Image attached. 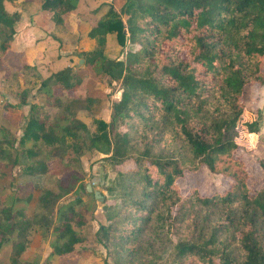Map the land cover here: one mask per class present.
<instances>
[{"label": "trees", "instance_id": "trees-1", "mask_svg": "<svg viewBox=\"0 0 264 264\" xmlns=\"http://www.w3.org/2000/svg\"><path fill=\"white\" fill-rule=\"evenodd\" d=\"M13 1L0 0V62L24 21L44 11L63 26L79 0H41L35 10L10 11ZM134 1L121 12L107 6L88 34L102 47L115 34L125 51L124 60L85 53L88 66L119 85L122 95L112 102L109 122L98 119L91 132L78 118L80 99L69 92L80 80L66 67L37 78L45 101L30 104L20 138L0 127V178L19 169L46 182L32 215L0 199V249L11 245L9 264H29L24 255L39 228L54 237L43 264H61L59 258L86 242L93 219L88 200L59 202L84 181L74 164L95 151L115 172L106 191L118 199L102 194L104 222L95 233L114 264H264V186L252 192L246 166L234 155L245 91L264 85V0ZM35 70L26 65L11 77L28 86L25 73ZM28 93L6 112L24 117ZM260 118L258 112L245 123L249 136L259 133ZM56 161L65 176L50 172ZM127 162L133 167L120 170ZM202 167L227 178L228 189L209 197L194 189L184 197L177 181Z\"/></svg>", "mask_w": 264, "mask_h": 264}, {"label": "rangeland", "instance_id": "rangeland-1", "mask_svg": "<svg viewBox=\"0 0 264 264\" xmlns=\"http://www.w3.org/2000/svg\"><path fill=\"white\" fill-rule=\"evenodd\" d=\"M40 2L41 0H14L7 4V8L10 11H15L26 5L35 10ZM134 2V0H79L76 3L75 10L70 15L71 17H69L68 21L70 23L67 24L66 22L63 26H54L48 15H45V17L40 18L38 24H31L28 28L31 33L27 34L28 30L18 37L24 38V35H26L25 38L39 39L38 45L31 48L30 59L25 56V59L20 63L14 61V58L8 63H0V127L6 128L20 138L21 132L18 129H21L26 122L30 104L35 101L41 103L45 101L46 91L41 89V81L37 79V74L47 78L54 72L71 67L76 70L80 80L79 85L72 89L71 93L69 92L73 97L80 99L79 104L76 106L77 116L89 125L91 132H95L98 126L96 116L106 117L109 114L108 109L113 100H116L122 94L119 85L111 82L106 75L100 72L99 67H90L86 64L85 53L98 51L109 59L124 60L125 51L119 45L115 34L106 37L107 42L103 47L99 46L97 41L91 39L88 34L108 11L107 6L112 4L116 10L121 12L127 4ZM126 17L122 15L123 19H126ZM24 40L20 41V47L23 46ZM15 52V54L19 53L17 56H20L21 51ZM21 56L24 58V54H21ZM40 60L44 61L39 63ZM81 60H83V63H80ZM34 63L39 64L36 65L37 74L33 71L25 73V77L31 80L28 86L21 79L19 81L12 79L11 75L14 71L20 70L21 67L23 68L26 65L32 66ZM26 89L29 91L26 98L28 105L21 106L25 116L22 117L21 113L10 112L12 115L4 117V112L8 111L5 106L11 103L19 104ZM244 98L246 114L240 119L238 125L240 148L234 155L243 160L249 175L248 186L252 192H256L264 186V85L255 84L247 87ZM88 99H91L92 102H88ZM258 112L261 113V118L258 120L259 133L255 136H249L245 123L257 119ZM94 152H86L84 156L87 154L86 156L94 160L91 163L92 166L98 163L97 169L93 167L89 175L83 171L82 161L76 162L72 169L75 172L84 174V181L77 185L74 192L59 202V205H61L77 197L85 198L88 200V211L93 213L92 221L85 227L86 242L76 247V253L59 258L58 261L61 264H107V262L114 264L112 259L107 256L106 249L96 241L95 233L99 227L98 223L100 219L104 222L103 206L100 201L93 199L92 196H94V191H99L101 194L106 195L111 202L118 199L116 198L117 195H110L106 191V187L110 185L115 177V172L108 165L105 159L106 155L102 154L101 158L103 159H98L99 155L95 154L94 157L96 158L94 159ZM84 156L81 157V160ZM105 165H108L107 169H105ZM51 166L50 172H55L53 174L65 176L68 173L60 161L54 162ZM131 167H133V163L127 162L119 169L126 170ZM93 175L101 177L102 181L93 187L92 192H87L85 186L91 184ZM177 184L184 197H187L194 189L198 190L200 197H209L224 193L229 187V180L224 176L211 173L206 167H202L197 172H187L183 178L177 181ZM45 186V177H29L23 175L19 169H14L13 172L8 173L7 177L0 178V199L5 204L13 207L14 210L23 209L29 215H32L36 210L39 192ZM30 194L33 197L29 203L16 201V197L26 198ZM175 212L177 213L176 210ZM29 239L30 249L24 255V260L29 264H43L52 252L54 237L51 231L38 228L30 234ZM10 249V244L0 249V264H9ZM53 264H56V259H53Z\"/></svg>", "mask_w": 264, "mask_h": 264}, {"label": "crops", "instance_id": "crops-1", "mask_svg": "<svg viewBox=\"0 0 264 264\" xmlns=\"http://www.w3.org/2000/svg\"><path fill=\"white\" fill-rule=\"evenodd\" d=\"M45 15H48V17H49V20H50V22L52 23V25H54L55 26V24L53 23V21L51 20V16H52V14H51V12L49 13V12H44V11H40V12H38L37 14H35L31 19H29V20H26V21H24V23L22 24V28H21V30L16 34L17 36H15V39H14V41H13V43H12V48H11V50H10V52L7 54V56L0 62V63H3V62H5V63H8V62H10L11 60H12V58H14V61H17V63H20V62H22V60H24L25 59V56H27V59H30V51H31V48H34V46H37L38 45V41H39V39H37V38H25L26 37V35H24V38H18L20 35H23L26 31H28V33L27 34H29V33H31V30L30 29H28V28H30L29 26H31V24H38V22L40 21V18H42V17H45ZM71 15V13L67 16V18H66V22H67V24L68 23H70V21H68L69 20V17H71L70 16ZM57 26V25H56ZM22 39H25L24 40V43H23V46H21L20 47V41L22 40ZM41 43H44V42H41ZM15 51H21L20 53L21 54H24V58H23V56H21V54H20V56H17V54H19V53H17V54H15L16 52ZM14 53V54H13ZM44 60H40L39 61V63H42ZM36 65H39L38 63H34V64H32V66L33 67H35L36 68V70L34 71L35 72V74H37V66ZM14 66V65H13ZM55 73V72H54ZM53 74V73H52ZM51 75V74H50ZM37 77L39 78V79H41V80H43V79H46V78H43L42 76H40V75H38L37 74ZM72 92V90L70 91V93ZM120 97L118 96L117 98H116V100H118ZM12 104V103H11ZM112 105V104H111ZM108 111H109V114L106 116V117H101V115H97L96 116V118L97 119H101V120H103V121H105V122H109L110 121V115H111V106L109 107V109H108ZM23 113V115H25L24 114V112H22ZM4 117H9L10 115H12L11 113L9 114V113H7V112H4ZM21 116H22V114H21ZM20 123V122H19ZM17 128V127H16ZM19 128V127H18ZM17 128V129H18ZM19 130V132H21V135H22V131H21V129H18ZM13 133V132H12ZM16 135V134H15ZM17 136V135H16ZM95 154H98L99 156V158L98 159H103V158H101V155L102 154H100V153H97V152H94V155H93V157L95 156ZM87 155V154H86ZM84 156V158L81 160L82 161V164H83V168H84V172L86 173V174H89L90 175V172H91V170H92V168L94 167L95 169H97V167L96 166H99L98 165V163L97 164H95L94 166H92V162L94 161V160H92L90 157H88V156ZM96 157H94V159H95ZM54 163V162H53ZM53 163H51L50 164V168H52V166L51 165H53ZM99 164H101V163H99ZM105 167V169H107V167H108V165H105L104 166ZM100 168V167H99ZM53 172V171H52ZM107 172V171H106ZM53 173H55V172H53ZM94 177H99V176H96V175H93V178ZM92 178V179H93ZM101 178V177H100ZM102 179V178H101ZM86 187H88L87 185L85 186V188ZM99 223H103V220L102 219H100V222ZM99 223H98V225H99ZM78 246V245H77ZM76 246V247H77ZM76 249H75V253H76ZM70 256V255H69Z\"/></svg>", "mask_w": 264, "mask_h": 264}, {"label": "water", "instance_id": "water-1", "mask_svg": "<svg viewBox=\"0 0 264 264\" xmlns=\"http://www.w3.org/2000/svg\"><path fill=\"white\" fill-rule=\"evenodd\" d=\"M80 63H83V60H81ZM102 181V179L100 177H94L91 181V184H88L86 187V190L87 192H92V189L94 186L98 185L100 182ZM94 196H95V199L102 202L103 200V197H102V194L101 192L99 191H94Z\"/></svg>", "mask_w": 264, "mask_h": 264}]
</instances>
